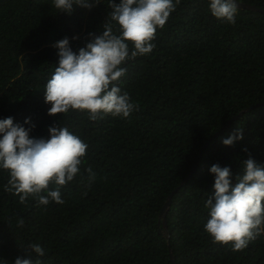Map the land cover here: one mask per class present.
Returning a JSON list of instances; mask_svg holds the SVG:
<instances>
[{"label": "trees", "instance_id": "16d2710c", "mask_svg": "<svg viewBox=\"0 0 264 264\" xmlns=\"http://www.w3.org/2000/svg\"><path fill=\"white\" fill-rule=\"evenodd\" d=\"M238 1L264 9V0ZM106 2L74 5L67 14L52 0H0V119L23 124L30 117L37 138L50 126L68 127L88 145L83 176L87 167L96 173L90 186L79 175L62 186L63 204L40 206L5 191L9 175L0 170V258L174 264L173 252L176 264H264V235L233 251L204 229L205 202L214 194L210 167L229 166L235 180L242 160L264 163V12L238 8L230 24L211 14L208 0H182L157 30L153 52L123 65L118 86L138 110L96 121L79 110L48 115L44 87L58 66L54 44L67 37L78 51L90 33L99 35L111 10ZM238 128L244 139L223 145ZM170 196L167 237L160 215Z\"/></svg>", "mask_w": 264, "mask_h": 264}, {"label": "clouds", "instance_id": "9594fccd", "mask_svg": "<svg viewBox=\"0 0 264 264\" xmlns=\"http://www.w3.org/2000/svg\"><path fill=\"white\" fill-rule=\"evenodd\" d=\"M181 2L107 0L111 10L99 35L90 33L86 45L78 51L73 50L67 37L57 41L54 47L58 49V66L44 87V100L50 105L48 115L79 110L96 121L109 114L128 118L138 110L129 93L118 86L117 82L127 73L123 65L153 52L157 30L165 27ZM52 3L58 13L67 14H71L74 5L93 6V0H52ZM208 4L214 17L236 23L238 0H208ZM34 127L30 117L23 124L14 122L13 117L0 119V170L9 175L4 190L18 195L21 203L32 196L40 206L50 202L63 204L62 186L78 175L89 186L96 179L91 167L85 169L86 178L81 171L88 145L66 126H50L48 136L43 138L31 135ZM243 139L244 130L238 128L222 138V143L233 146ZM241 168V174L234 180L229 166L212 165L214 194L205 202L209 214L205 231L214 243L231 244L233 251L246 249L251 241L264 235V163L249 156L241 161ZM28 248L39 257L45 255L38 243H30ZM0 264L8 261L0 258ZM14 264L33 261L17 257Z\"/></svg>", "mask_w": 264, "mask_h": 264}, {"label": "water", "instance_id": "95a60500", "mask_svg": "<svg viewBox=\"0 0 264 264\" xmlns=\"http://www.w3.org/2000/svg\"><path fill=\"white\" fill-rule=\"evenodd\" d=\"M238 5H239L238 8H241V9L248 8V9H254V10H259V11L264 12V9H261V8L255 6V5L247 4V3H244V2H241V1H238ZM194 170H195V168L193 169V171ZM192 172L190 173V175H192ZM183 183H185V182H183ZM170 203H171V196L169 197L167 203L163 207V210H162L161 215H160L161 218H163V227L164 228H163L162 232H164V234L167 235V237L170 236V233H169V230H168V227H167L166 214H167V210H168V208L170 206ZM171 259H172L173 263L176 264V259H175V256H174L173 252H171Z\"/></svg>", "mask_w": 264, "mask_h": 264}]
</instances>
